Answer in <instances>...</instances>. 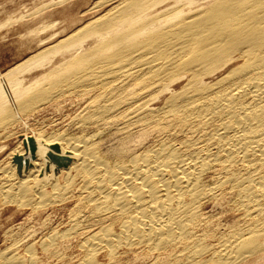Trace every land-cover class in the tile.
I'll return each mask as SVG.
<instances>
[{
	"label": "bare ground",
	"instance_id": "obj_1",
	"mask_svg": "<svg viewBox=\"0 0 264 264\" xmlns=\"http://www.w3.org/2000/svg\"><path fill=\"white\" fill-rule=\"evenodd\" d=\"M97 5L109 7L56 43L54 51L46 48L0 74V125L6 130V124L18 122L9 101H20L18 110L27 113L58 88L63 91L55 99L95 93L78 127H114L125 137L124 148L112 161L87 133L33 134L24 138L14 164L2 169L1 194L35 210L75 198L78 212L111 222L88 235L80 264H97L99 251L111 256L121 246L172 251L174 262L167 256L160 264H237L263 255L264 0ZM55 63L45 76L53 77L47 93L35 91L25 100L45 77L26 85L17 72ZM152 136L157 144L145 146ZM224 199L243 211L247 224L213 245L206 242L211 233L201 206ZM116 222L119 233L111 227ZM53 236L55 243L58 234ZM204 254L210 258L202 259ZM7 260L25 264L14 254Z\"/></svg>",
	"mask_w": 264,
	"mask_h": 264
},
{
	"label": "rangeland",
	"instance_id": "obj_2",
	"mask_svg": "<svg viewBox=\"0 0 264 264\" xmlns=\"http://www.w3.org/2000/svg\"><path fill=\"white\" fill-rule=\"evenodd\" d=\"M99 1L100 0H0V74H5L9 72V70H12V68L14 69V67L25 64L24 62H27L26 59L29 60L33 55L44 49L47 50L53 47V49L50 48V50L54 51L57 47V45L55 47L56 43L60 44L61 40L64 41L63 39L76 32L84 24L94 20L105 12L109 6H101L102 8L96 7ZM59 57L55 60L57 65L58 62L60 64L62 61V58ZM56 63L53 64V66H46V68H36L37 70L34 69L31 73L19 72V74L17 72V74L24 80V84L28 85L38 79L37 77L39 75L41 79L43 78L42 76L45 77L48 75L49 71L54 68ZM59 78L61 79L62 77ZM52 80V76L49 79L48 76L45 77L41 80L42 83L36 87L37 89L30 90L24 99L26 100V98H28V100H30V98L34 96L35 91H37L35 95L40 93L43 95V90L44 93H47L46 90L50 88V81ZM182 85L183 82L178 83L174 86V89H179ZM62 89L63 88H58V91H56L57 89L49 91L47 94H49V96L51 95V98H47L48 95L45 97L47 103L44 102L45 100L39 103L37 102L38 105L27 113H22V111L20 113L18 110L20 101L17 103V100H13L9 101L7 104L8 107L11 105L10 108L14 109L13 111L15 113L17 111L16 120L18 122L10 125L6 124V130L3 129L4 125H0V264H8L7 256L9 254L18 256L24 260L25 264H80L87 257L84 242L88 235L97 232L102 227L111 223L97 222V220L91 218L92 216L87 210L78 212L79 209L75 206V198L71 200L66 199L64 202L61 201L58 202V204L48 205L35 210V208L31 206H23L8 201L1 194V187L4 183V170L2 169L8 165L14 164L13 158L18 152L25 148L23 142L24 138L32 136L33 134H39L44 137L47 135L46 137H49L56 133H64L65 135L68 134V136H81L87 133L88 136H94V139L100 145H98V149H100V153L103 154L101 155L112 161L116 159L118 156L116 153L118 154V151L124 146L122 145L124 142L121 140L125 137L123 134L116 132L114 127H112V129H107L104 125H97L95 127L91 126L92 128L88 127L85 130L78 127L80 125L78 121L81 120L80 118L82 116H85L86 111L84 110L90 105L91 100L94 99L95 93L85 96H79L80 93L76 95L69 94L65 95V98H59L60 100L55 99V96L59 95ZM55 92H57V95H55ZM52 94H54V96ZM52 97H54L55 100ZM156 104L158 106L161 105L162 100L156 102ZM20 114L24 115L21 116ZM154 138L155 136H152L151 140H147L148 142L145 141L147 143L145 146L157 144L158 140L154 141ZM153 141L156 143H153ZM142 148L143 147L139 148V150ZM8 162L11 163L9 164ZM208 177H206L205 180L210 182L211 179ZM49 190H51V188ZM228 199L219 200L221 202L215 200L211 202V200H207L203 202L201 206L203 213L206 215L205 224L209 228L208 231L211 233L210 238H208L209 240H206L207 243L216 245L218 237L223 233L229 232L238 225L243 227L245 226L244 224H247L243 217V211L239 210V207ZM73 210L78 213L73 212ZM75 217L77 219L76 221H74ZM74 223L75 225L80 224L79 227L76 225L78 227L76 228V226L73 225ZM118 224L119 223L116 222L111 226L115 233H119L120 226L118 227ZM101 225L103 226L101 227ZM72 227H75V229L72 230L71 234H67L68 232L66 230L69 231ZM53 235L57 237V240L55 239L54 241L55 243H52L54 239ZM51 237L53 238L52 240ZM47 243H49L48 245L50 247L48 245L46 247ZM118 250L115 249V253H113L116 255L113 254L111 256L107 251H99L95 255L96 263L160 264L168 260L171 263L174 262L172 260L173 258L170 259L172 254L170 252L172 251H165L166 253L155 251V253L141 246L138 248L135 247L132 250L131 248L121 246ZM205 255L206 254L202 256V259L207 260L210 258V254ZM164 257H167L168 260ZM237 264H264V254L258 257L251 256L249 259H245Z\"/></svg>",
	"mask_w": 264,
	"mask_h": 264
}]
</instances>
